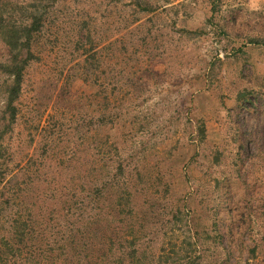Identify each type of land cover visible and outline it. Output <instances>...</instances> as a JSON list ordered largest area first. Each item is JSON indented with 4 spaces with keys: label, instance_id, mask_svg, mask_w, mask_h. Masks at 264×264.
<instances>
[{
    "label": "rangeland",
    "instance_id": "obj_1",
    "mask_svg": "<svg viewBox=\"0 0 264 264\" xmlns=\"http://www.w3.org/2000/svg\"><path fill=\"white\" fill-rule=\"evenodd\" d=\"M0 264H264V0H0Z\"/></svg>",
    "mask_w": 264,
    "mask_h": 264
},
{
    "label": "trees",
    "instance_id": "obj_2",
    "mask_svg": "<svg viewBox=\"0 0 264 264\" xmlns=\"http://www.w3.org/2000/svg\"><path fill=\"white\" fill-rule=\"evenodd\" d=\"M38 24H40V22L33 21L30 26L19 25L17 28L13 27L6 29L7 38L5 39V44L11 54V60L8 64H1L0 69L5 72L10 79L9 84L6 86L7 105L9 108L13 107V102L20 93L23 71L28 62V58H21L20 51L26 50L27 54H29L33 37L32 33L39 29Z\"/></svg>",
    "mask_w": 264,
    "mask_h": 264
}]
</instances>
